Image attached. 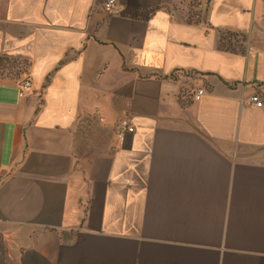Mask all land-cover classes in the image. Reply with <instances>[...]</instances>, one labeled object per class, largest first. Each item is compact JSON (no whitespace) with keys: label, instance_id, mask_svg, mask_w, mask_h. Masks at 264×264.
Here are the masks:
<instances>
[{"label":"crops","instance_id":"crops-1","mask_svg":"<svg viewBox=\"0 0 264 264\" xmlns=\"http://www.w3.org/2000/svg\"><path fill=\"white\" fill-rule=\"evenodd\" d=\"M196 1L0 0V264H264V0Z\"/></svg>","mask_w":264,"mask_h":264},{"label":"built area","instance_id":"built-area-1","mask_svg":"<svg viewBox=\"0 0 264 264\" xmlns=\"http://www.w3.org/2000/svg\"><path fill=\"white\" fill-rule=\"evenodd\" d=\"M102 6L107 13L111 14L115 11L117 7V0H104ZM15 85H16V89L18 90V96L23 97L31 89V82L29 75L24 71L21 72V77L17 80ZM203 94L204 91L202 89H198L193 92L192 98L193 100H199ZM250 102L258 108L264 107V85L256 86V91L251 96ZM119 128H120L119 137H121V132H125V131L133 132V128L129 126V124L125 120L120 122Z\"/></svg>","mask_w":264,"mask_h":264},{"label":"rangeland","instance_id":"rangeland-1","mask_svg":"<svg viewBox=\"0 0 264 264\" xmlns=\"http://www.w3.org/2000/svg\"><path fill=\"white\" fill-rule=\"evenodd\" d=\"M170 1V2H169ZM170 3V5L173 6V8L184 14H188L189 17H191L194 13L193 11V7H195L196 5H198V2L196 0H167V3ZM186 9V10H185ZM225 38V37H224ZM227 39V38H226ZM235 42H238L239 40L235 38L234 40ZM227 42H229V40H226V42L223 41V44H226ZM238 46V45H237ZM16 65V66H15ZM6 67V66H5ZM19 66H17V64H14L13 66H9V71L15 75V73L17 74L19 72ZM21 67V66H20ZM18 68V69H17ZM4 71H0V74H2Z\"/></svg>","mask_w":264,"mask_h":264}]
</instances>
